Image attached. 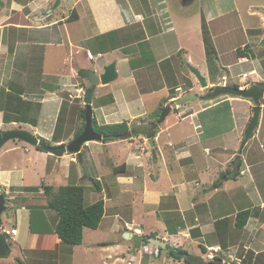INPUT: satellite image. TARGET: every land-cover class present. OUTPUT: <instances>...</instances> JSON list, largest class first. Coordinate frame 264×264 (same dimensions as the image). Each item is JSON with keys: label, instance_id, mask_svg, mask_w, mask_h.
Segmentation results:
<instances>
[{"label": "crops", "instance_id": "1", "mask_svg": "<svg viewBox=\"0 0 264 264\" xmlns=\"http://www.w3.org/2000/svg\"><path fill=\"white\" fill-rule=\"evenodd\" d=\"M180 1L183 6L187 5ZM171 3V0L169 3L168 0H74L71 14L57 16L54 11L60 5L53 10L46 9L43 0H11L10 7H0V136L8 129L25 128L52 145L70 142L82 126L81 110L85 108L82 102L74 105L76 98H82L85 83L89 82L87 74L84 76L81 71L99 75L112 62H116L119 76L107 85L97 86L92 100L94 120L99 124L126 121L132 134L135 130L140 132L130 142L123 137L90 141L83 145L81 156L73 153L55 156L20 139L11 140L10 145L8 141L0 149V188L11 203L1 216L0 226L5 227L6 221L13 219V226L7 228H16L17 233L9 241L27 261L31 259L35 264H206L213 260L203 258L204 251L220 246L226 253L219 256L226 261L231 259V264H264L263 108L256 132L242 146L240 163L235 162L238 147L222 145L221 137L231 131L238 132L236 138L240 142L254 106L251 99L227 96L208 103L207 106L229 103L234 124L224 133L210 135L203 129L197 116L204 108H194L179 120L170 117L171 113L163 119L160 117V121L156 117L162 106L160 101L169 98L170 105L175 99L170 95L172 89L178 88L177 72L181 63L209 75L212 78L209 85L213 87L220 74L217 66L223 63L227 68L236 62L231 63L234 58L227 55L228 49L236 47L215 45L210 57L207 53L202 21L222 19L221 2L198 1L204 4L205 11L201 5L198 16L202 36L199 33V40H192L197 47L181 44L185 43L184 37L191 36L190 21L194 18L175 14ZM259 4L256 1L250 4L246 17L249 26H255V20L261 23L264 18L253 11L264 6ZM140 10H146L151 20L146 21ZM230 11L233 10H227ZM168 16L169 29L164 30ZM180 17L185 18L178 29L175 18ZM211 22L208 23L212 27ZM211 33L215 44L212 28ZM166 34H169V49L155 47L153 39ZM90 37L93 46L87 44ZM137 37L136 43L130 40ZM261 37L263 40L264 33ZM141 43L148 46L136 47ZM88 50L103 56L91 59L87 56ZM262 55L252 53L248 62L238 66L248 64L247 71L262 68ZM242 71L245 70L239 74ZM187 81L191 87L197 85L190 75ZM150 101H153L152 107H148ZM236 106L241 108L240 117H236ZM72 113L81 119L76 122L79 124L76 131L67 133L61 121L64 115ZM175 127H178L176 137L172 135ZM155 130L156 135L149 137ZM150 138L154 139L153 146ZM146 143L150 146L149 152L144 151ZM257 144L261 146L255 150ZM113 150L124 152L121 162H109L112 159L109 152ZM255 152L260 153L256 156ZM95 153L97 162L93 159ZM149 153L152 158L147 156ZM114 162L125 164L126 170L105 176L108 172L105 165L111 164L114 168ZM88 163L93 166L91 174L95 178L92 176V179L102 187L96 192L105 201V214L97 229L84 228L81 244H68L56 232L59 213L48 207L42 185L71 184L74 175L78 182L86 179L89 174L82 166ZM37 170L43 181L39 184L40 190L35 191L30 186H35L32 173L36 174ZM96 185L94 182L93 187ZM109 200L117 203L111 211L107 207ZM124 206L131 213L134 211L132 222L124 220L121 214ZM247 210L245 225L238 226L239 215ZM164 213L169 222L163 224L161 231L154 226L144 228V220L162 221ZM177 219L181 222L176 223ZM103 224L106 225L102 228ZM128 228L143 237L142 246L128 237ZM90 232L95 235L88 241ZM100 232L107 237L99 238ZM122 232H127V238ZM153 239L164 241L167 247L186 250L188 254L177 258L170 249L169 253L163 251L167 247H161L163 250L157 247L155 251V247L148 246ZM128 241H133L135 247Z\"/></svg>", "mask_w": 264, "mask_h": 264}, {"label": "rangeland", "instance_id": "2", "mask_svg": "<svg viewBox=\"0 0 264 264\" xmlns=\"http://www.w3.org/2000/svg\"><path fill=\"white\" fill-rule=\"evenodd\" d=\"M10 1L11 0H0V7H3L4 5H7L8 7H10ZM24 1H26V0H24ZM43 1H46V9L50 8V10H53V6L56 3V0H43ZM171 1H172V3H171L172 11L175 14L182 13L185 16L186 15L190 16L191 19L194 18L193 19L194 22L190 21V23L193 24V26L191 27V36L184 37L185 43H181V44H185V47H193L194 45L192 44V40L194 41L196 38H198V40H199V33L202 36V33H201L202 32L201 31L202 26L200 27V25H199L201 22V17L198 16V13L200 11L199 9L201 8V5H203L204 11H205L204 4L198 3L199 0H195V1L191 0L189 3H187V5L183 6L180 0H171ZM211 1L215 2L217 4L219 2H221L222 3L221 9H222V11H224L223 12L224 14H222V16H220V18H222V19H214V20H212V22L209 21L208 19L207 20L204 19L202 21L203 22V29L205 30L204 35H203L204 39L206 37H209L212 40L211 34L214 35L213 33H211V28H212L215 32V35H216V37H215L216 43L215 44L213 43L214 46L216 45L219 47H229V48L230 47H236L233 49H228V51H227V55H230L232 58H234L233 60H231V63L235 62L234 60H236L235 66L231 65V66L226 68L225 66H222L223 63H221L220 66H217L220 74H219V77H217V79H216V83L212 84V85H214V86L220 85L221 81L224 80L225 82H223L222 84H225V86L226 85L235 86L236 84H238L239 88L244 89L248 86H251L252 84H254L257 81H263L264 82V56H263L264 55L263 54L264 53V38H263V40H261L262 39L261 35L264 33V18L262 20L263 24H262V22L258 23V21L255 20V22H254V23H256L255 26L254 25L249 26L250 23L246 18L247 13H249L250 4H254L256 1V2L260 3L258 5V6H260L261 4L264 3V0H211ZM205 2H206V0H205ZM168 3H169V0H168ZM209 3L210 2L208 1L206 4H209ZM73 4H74V0H62V4H60L58 9L55 8L56 10L54 11V15L57 16L59 13H61V15L71 14L72 10L74 9ZM166 7L168 9L169 4H167ZM159 8H161V7H159ZM253 9H254L253 11H255L257 14L259 13L262 17L264 16V6L263 7H255ZM227 10H233V11L227 12ZM140 11L142 12L143 16H145L146 21L151 20V17H149L147 15L148 13L146 12V10H140ZM239 14L242 15L243 18L241 16H239ZM50 15H52V13H50ZM184 18L185 17L175 18L178 29H180L179 28L180 23L183 22ZM257 18H258V16H257ZM166 20L167 21L165 22V25L163 27L164 30L169 29V16L166 18ZM133 21H135L134 16H133ZM208 22L212 23V27L209 26L210 23H208ZM138 25H139V27H141L140 24H138ZM152 32H155V29ZM252 37H254V38H252ZM248 38L251 39V42H246ZM90 39H91V37L88 39L87 44L89 46L95 45L94 43H90ZM138 39H139V37H137V40H133V39H130V40L136 43L138 41ZM152 43L155 47L159 45L160 47H168V49H169V34H166V36L164 35L161 37H156L155 39H153ZM147 46H148V43H141L140 45L139 44L136 45V47H141L142 49L144 47H147ZM194 47H197V46H194ZM181 52H183V50ZM144 53H145V51H144ZM252 53L254 55H257V56L263 54L262 55L263 61L261 62L262 68H259V69L254 68V69H250L251 71L250 70L247 71L246 69H248V67H249L248 64H245V65L241 64V66H238L239 65L238 63L248 62L250 60V55L252 56ZM148 57H151V55L148 54ZM189 67L190 66L185 64V62L181 63V67H179V70L177 72L178 73L177 81H178L179 85H178V88L175 87L176 89L175 88L172 89L173 94H171L170 96H174L175 97L174 101H175L177 99L176 97H182L183 95H185L187 93L188 94L193 93V94L198 95V99L193 100L191 102H187L185 104L177 105L176 107H172L171 110H169V112L167 113V115L171 113L170 117L173 116V119L177 117V119L179 120V119H183L194 108H204L202 110V113L199 116H197V118L199 119V122L202 124L203 129L206 130L207 133H209L210 135H213V134L218 133V132L224 133L225 131L230 130L233 127L234 123L232 120V112H231V109L229 107V103L226 102V103H223L220 105L217 104L214 106H207V105H209L208 104L209 102H212L215 100L219 101V100L226 98L227 96H230V97L231 96L232 97H239V96L223 94V95H220L217 97H210L209 92L212 91L214 86L212 87L211 85H208V87H206V88L202 87L200 82L197 80V77L190 71ZM176 69H177V67L175 68V70ZM240 70H245V71H242L239 74ZM257 72H258L259 76L257 75ZM207 73H209V71H207ZM244 73H247L246 77L243 76ZM188 75H190V79L191 78L196 79V81H197L196 86H195V84H193L192 87H190L191 85L189 84V81H187ZM203 75L207 79L208 83L212 80V78L209 75H206L204 73H203ZM78 84H80V83H78ZM85 84L86 85L84 86V90L82 91V98H76L75 99L76 104H74V105H78V104H80L79 102H82V103H85L84 107H86V94H87V88L89 87V82H87ZM176 84H177V82H176ZM99 85H101V84H99ZM178 93H180L181 95ZM66 97L69 100L71 99L70 96L68 95V92H67ZM64 102L68 103V101H64ZM160 102H161L160 105H162L163 107H165L166 105L171 106V104L169 105V98H165L163 101H160ZM260 104H262L263 114H264V98L261 99ZM152 105H153V101H150V103H148V107H152ZM253 107L251 110L250 117L246 121L243 130L246 129V127L248 126V124L251 120V117L253 115ZM79 108H81V107H79ZM235 108H236V111H235L236 117H240L241 112H242L241 108L239 106H236ZM159 109H160L159 111L162 113L161 116L164 115V113L167 111V109L162 110L160 107H159ZM263 114H262V117H263ZM161 116H160V113L157 112L156 117L158 118V120ZM78 118H80V117L76 118L74 113H72L70 115L67 114V115L63 116L61 123L66 126L67 133H72L73 131L75 132L76 129L79 127V124L76 123L77 121H79ZM82 122H83V120H82ZM136 123H137V121H135L133 123V125ZM177 129H178V127H175V132L172 133V135L174 137H176V135H177V131H176ZM256 129L254 132H256ZM137 131L138 130H135L134 133L131 134V136L123 137V138L126 140H129V142L134 141V139L136 138L135 133H137ZM237 134H238V132L236 133L234 131H231L229 134H224L221 137V139L223 140L222 145H225V144H230L232 146L236 145L238 147L237 156L239 157L241 155L240 151H242V149H243L242 145H243V140H244V136H245V130L240 135V137H241L240 142H238V140L236 138ZM253 135H254V133H253ZM11 143H12V141L9 142L8 145H10ZM146 145H147V143L145 144V146ZM260 146H261V144H257V148H255V150L259 149ZM148 147H150V146H148ZM148 147L146 146L145 147L146 149H144V151L146 150L147 152H149L150 150ZM209 151L212 152V150H209ZM256 153L257 152H255L254 154H256ZM259 153H257L256 156H258ZM109 154H110V157L112 158L111 160H109V162H112V161L121 162L122 158L124 157L123 156L124 152L122 150H120V151H114L113 150L112 152L110 151ZM151 155L152 154L149 153L147 156L152 158ZM97 158H98L97 153L93 154V159L95 162H97ZM35 160L36 159L32 158V161H35ZM114 163H115V167H117L118 164H116V162H114ZM233 164H235V163H233ZM93 165H95V164H93ZM95 166L97 168H100V166L98 164H96ZM82 168H83V171L85 173L89 174L87 176V178L80 180L78 182L76 176L74 175V177L70 180V183L71 184H80V185H83L86 187L85 202H86V204H90V203L95 202L96 200L100 199L99 198L100 194L98 192H96V190L92 189L94 182H95V179H92V176L95 178V175L91 174V170L93 168L92 164L88 163L85 165V167L82 166ZM104 169H106V171H108V172H106L105 176H107V175L113 176L115 174L114 168L112 167L111 164L105 165ZM99 171H100V169H99ZM122 172H124V171H122ZM136 174H137V172H136ZM32 176H33L32 180L34 181L33 185H35V186H30V187L32 188V190H35V191L40 190L39 184H41V182L43 181L42 179H40V171H38L36 174L32 173ZM76 180H77V183H75ZM35 187H38V189ZM124 189H127V187H124ZM37 194H39V193H37ZM37 194L35 192V195H37ZM129 201L130 200H127L126 203H128ZM10 204L11 203L7 204L9 208L11 206ZM115 204L117 205V203L112 204V201H110L109 205L107 206L108 209L111 211L112 207H114ZM124 207H125V209H122V211H123V213H125V215L123 213H121L122 216H124V218H125L124 220H129L130 222H132V220L134 219V211L131 213V211L128 210L129 207H127V206H124ZM164 214H165V217H163L162 221H155L153 218H149V219L144 220V222H145L144 228H148V227L151 228L152 226H154L155 228L158 229V231L159 230L161 231L163 224L164 223L166 224V222H169V218L166 216L167 214L166 213H164ZM177 222H181V221H179L177 219L176 223ZM5 224H6V226H5L6 228L13 226V219H8ZM104 225H106V224H103L102 228ZM123 230H124V228H123ZM128 230H129V233H131L130 228H128ZM98 231H100V230H98ZM102 232L105 233V231H103V230H102ZM102 232L97 233V234H98V236H100L99 238L102 237V239H103L104 237H107V235L103 234ZM126 233L127 232H122V234H124V236L127 238ZM93 235H95V234L90 232V234L87 236L88 241L91 240V237ZM128 243L130 245H132V248L135 247L133 241H128ZM127 246L128 245H126V248H127ZM10 247L11 248L9 249L10 250L9 254L7 253V255H5V256H0V264H20V262L17 261L18 259L26 262L27 264H35L34 261L31 259H29L27 261L25 259V257L23 255H21V253H19L18 250H16L12 246V244H10ZM154 247H155V251H157L158 250L157 246H153L151 248L154 249ZM198 249H199V247L197 245H195V250L198 251ZM148 250H151V249H148ZM163 251L168 252L169 248L164 249ZM219 255L224 256L225 255L224 251H221L218 254V257H220ZM96 258L97 257L95 256V259ZM203 258L206 259L205 256H203ZM96 261H97V259H96ZM229 261H231V259H228V261L223 260L222 264H231ZM208 263H210V262H206V264H208Z\"/></svg>", "mask_w": 264, "mask_h": 264}, {"label": "water", "instance_id": "3", "mask_svg": "<svg viewBox=\"0 0 264 264\" xmlns=\"http://www.w3.org/2000/svg\"><path fill=\"white\" fill-rule=\"evenodd\" d=\"M190 1L191 0H183V3L187 4ZM60 3L61 0H56L53 9L57 8L60 5ZM190 69L193 72V74L197 77L201 86L205 88L208 87L209 83L205 78V76L201 73V71L194 66H190ZM118 76L119 73L117 71L116 62H112L108 64L105 67L104 71L99 75H97L93 71H88L87 78L89 79L91 86L88 88L86 94L85 127L83 131L73 140L63 145H52L47 143L42 144L43 149L55 156H62L66 153H73L81 156L82 147L84 144L90 141H101L103 139V135L94 129V117H93V107H92L93 95L99 84L107 85L115 81L118 78ZM223 94L235 95L247 99H252L254 102L253 115L251 117L248 126L245 129V136L242 145L245 146L246 142L249 140L253 131L256 129L260 121L261 112L263 108L262 104H260V101L262 98H264V82L257 81L251 86H248L244 89L235 86H229V85L225 86V84H220L214 86L213 90L209 92L210 97H217ZM196 99H198V95L193 93L185 94L182 97L177 98L173 103H171V106L167 107V111L164 113V115L161 116V118L163 119L167 115L169 110H171L172 107H176L177 105L185 104L187 102H191ZM131 134L132 132L129 130L126 133L122 134V137H128L131 136ZM14 139L23 140L33 146H37L41 143L40 138L37 137L32 131L25 128H12L2 132L0 136V149L8 141ZM149 140H150L149 141L150 144L153 146L154 139L150 138ZM7 208H8L7 199L5 195L2 193L0 188V218L6 212ZM128 237H130V239H133L134 243L139 247L142 246L143 243H145L143 242V237L141 235L129 233ZM148 246L149 247L157 246V247L166 248L167 243H165L160 239H153L152 242L148 243ZM9 249H10V245L8 242V237L3 231H0V256L7 255Z\"/></svg>", "mask_w": 264, "mask_h": 264}, {"label": "trees", "instance_id": "4", "mask_svg": "<svg viewBox=\"0 0 264 264\" xmlns=\"http://www.w3.org/2000/svg\"><path fill=\"white\" fill-rule=\"evenodd\" d=\"M71 19V16L68 18ZM205 44L207 48V53L209 57L215 52L213 41L209 38H205ZM81 74L86 76L87 71H81ZM236 87L239 85L236 84ZM191 87V86H190ZM111 98H113L111 96ZM168 105L165 107L161 106L162 110L167 109ZM85 110L86 107L81 110L82 116V126L75 135L78 136L85 127ZM159 113H161L159 111ZM161 115V114H160ZM8 119H6L7 121ZM94 129L103 135L104 141L115 140L122 137V134L130 130V127L126 121L114 124H99L94 120ZM157 133V130L150 133L148 136L153 137ZM140 134L139 131L135 135ZM253 135V134H252ZM251 135V137H252ZM41 138V137H40ZM51 144L47 139L41 138V143L37 145L39 150L44 151L42 144ZM236 163L242 161L241 157H237ZM126 170V165L122 164L114 167V172H122ZM239 172V170H238ZM97 184L94 188L96 191L102 190L101 185L95 180ZM44 195L47 197L48 207L55 209L59 213V221L57 223L56 232L59 237L68 244H81L84 236V228L89 227L92 229H97L105 214V201L100 199L90 204L85 202V191L86 187L80 184H64V185H53V184H43ZM6 196V194H5ZM239 216L238 226H244L248 216L249 211H243ZM1 220V219H0ZM149 237V236H148ZM151 237V236H150ZM11 242L9 241V245ZM170 249L172 253H176L175 257L181 258L183 254H188L186 250L179 248H171L169 245L167 249ZM160 250L162 248L160 247ZM205 252V251H204ZM10 250L8 251V254ZM20 264H27L26 262L18 259ZM223 258L216 257L213 262L209 264H222Z\"/></svg>", "mask_w": 264, "mask_h": 264}, {"label": "built area", "instance_id": "5", "mask_svg": "<svg viewBox=\"0 0 264 264\" xmlns=\"http://www.w3.org/2000/svg\"><path fill=\"white\" fill-rule=\"evenodd\" d=\"M139 17H140V15H139ZM87 56H88L89 58H91V59L96 60V59L102 57L103 54L99 53L98 55H94L92 51L88 50V51H87ZM243 76L246 77V76H247V73H244ZM3 231H4L7 235H10V236H12V235H14V234L17 233V229H16V228H11V229H10V228H9V229H8V228H4ZM221 251H222V248H221L220 246H212V247H209V248H208V250L205 252V255H206L207 259H209V260H213V259L216 257V255H217L219 252H221Z\"/></svg>", "mask_w": 264, "mask_h": 264}, {"label": "clouds", "instance_id": "6", "mask_svg": "<svg viewBox=\"0 0 264 264\" xmlns=\"http://www.w3.org/2000/svg\"><path fill=\"white\" fill-rule=\"evenodd\" d=\"M242 98H243V97H242ZM246 99H247V98H246ZM251 100H252V99H251ZM252 101H253V100H252ZM253 103H254V102H253ZM253 132H254V131H253ZM252 134H253V133H252ZM7 204H8V202H7ZM0 219H1V218H0ZM4 228H6V227L0 226V231H3ZM8 229H9V228H8ZM3 232H4V231H3ZM4 233H5V232H4ZM5 234H6V233H5ZM6 235H7V234H6ZM7 237H8V242H9V238H10L11 236H10V235H7ZM208 248H209V247H208ZM208 248H207V250H208ZM221 248H222V247H221ZM207 250H206V251H207ZM225 250H226V249H225ZM225 250L222 248V251H224V253H226ZM206 251H205V252H206ZM205 252H204V253H205ZM219 253H220V252H219ZM219 253H218V254H219ZM218 254L216 255V257H218ZM205 256H206V255H205ZM216 257H215L213 260H215ZM206 258H207V257H206ZM208 260H209V259H208Z\"/></svg>", "mask_w": 264, "mask_h": 264}, {"label": "flooded vegetation", "instance_id": "7", "mask_svg": "<svg viewBox=\"0 0 264 264\" xmlns=\"http://www.w3.org/2000/svg\"><path fill=\"white\" fill-rule=\"evenodd\" d=\"M213 90V89H212Z\"/></svg>", "mask_w": 264, "mask_h": 264}]
</instances>
